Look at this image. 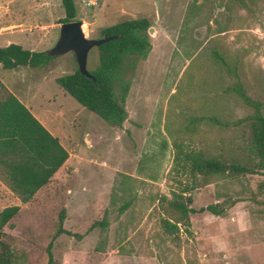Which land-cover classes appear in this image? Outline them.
I'll return each instance as SVG.
<instances>
[{"label":"rangeland","instance_id":"1","mask_svg":"<svg viewBox=\"0 0 264 264\" xmlns=\"http://www.w3.org/2000/svg\"><path fill=\"white\" fill-rule=\"evenodd\" d=\"M73 1L88 38L120 21L149 19L150 50L124 65L129 89L120 124L56 83L77 68L72 52L38 67L0 66L9 89L70 151L27 203L0 166V211L20 206L1 238L14 264H47L48 246L54 264H264V172L203 175L184 159L201 152L254 168L241 120L253 113L251 101L264 114V0ZM63 16L60 0H0V37L47 50ZM97 65L93 47L87 69ZM7 93L2 84L0 98ZM182 191L193 208L220 203L224 213H190L188 225L166 233L168 201ZM62 209L66 232L55 236Z\"/></svg>","mask_w":264,"mask_h":264},{"label":"trees","instance_id":"2","mask_svg":"<svg viewBox=\"0 0 264 264\" xmlns=\"http://www.w3.org/2000/svg\"><path fill=\"white\" fill-rule=\"evenodd\" d=\"M60 2L64 16L58 23L76 20L74 1L60 0ZM149 26V19L143 17L120 21L102 28L100 30L102 35L107 34L117 38L96 47L98 65L93 71L88 70L94 80L82 75L76 68L72 73L56 78V83L83 107L110 123L120 124L126 115L123 104L129 89V83L121 80V74L125 63L133 64L136 59L146 57L150 43L144 32ZM45 51L29 50L19 44L9 43L0 47V66L3 69H14L18 66L38 67L52 58L46 56ZM0 86H2L1 81ZM250 104L254 111L241 122L248 129L249 150L254 168H248L236 161L227 162L218 157L203 156L201 152H188L184 159L192 172L203 175L216 172L235 175L254 169L264 172V114L260 108L261 103L251 101ZM68 156L67 150L59 140L15 95L7 93L0 98V166L4 171L6 185L21 203H27L40 188L46 185ZM176 159H179L178 155ZM182 193L184 194L185 191L177 193L176 197L168 201V209L172 214L166 209L170 217L161 220L162 228L168 234H177L179 223L188 225L190 213L203 211L214 215L224 213V206L220 203L193 208L190 205L191 198L185 199ZM19 209L20 206L16 204L0 211V264H14L13 253L1 238L3 227ZM64 216L65 211L62 209L55 236L66 232L63 228ZM47 253V264H54L49 246Z\"/></svg>","mask_w":264,"mask_h":264},{"label":"water","instance_id":"3","mask_svg":"<svg viewBox=\"0 0 264 264\" xmlns=\"http://www.w3.org/2000/svg\"><path fill=\"white\" fill-rule=\"evenodd\" d=\"M82 24L83 22L81 20L60 23L58 37L55 43L45 51V55L53 57L72 52L78 71L82 75L94 80L87 69L88 52L93 47H98L109 40L116 39L117 36L104 34L99 38H88L84 34Z\"/></svg>","mask_w":264,"mask_h":264},{"label":"crops","instance_id":"4","mask_svg":"<svg viewBox=\"0 0 264 264\" xmlns=\"http://www.w3.org/2000/svg\"><path fill=\"white\" fill-rule=\"evenodd\" d=\"M25 27V29H26V31H31L32 30V28H28L27 29V25H24ZM40 27H44V25H40ZM46 27H47V25H46ZM31 29V30H30ZM12 31H14V30H12ZM12 36V34H10V35H3V36H1L0 37V47H3V46H6V45H8L9 43H14L13 41H14V39L11 37ZM16 44H19V45H21L23 48H27V49H29V50H36V49H33V48H30V45L32 44L31 43V41H30V39H28V40H24L23 41V43H16ZM42 51V50H41ZM19 67H29V66H18V67H16V68H19ZM16 68H14V69H16ZM0 81L2 82V84L3 85H5L6 87H7V90H8V92L9 93H12L13 95H15L30 111H31V108L29 107V103H28V100H26V102L25 101H23V99L21 98V97H19V95H17L16 93H14L11 89H9V87L6 85V83L0 78ZM33 114V113H32ZM41 120V119H40ZM39 120V121H40ZM44 126H45V128L53 135V136H55L58 140H59V142H60V144L67 150V152H68V158L66 159V161L63 163V165L56 171V172H58V171H60L61 169H63V166L64 165H66V163H67V161H68V159L70 158V151L67 149V147H66V145H65V143H64V141H62V140H60L59 139V137L56 135V133H54L53 131H51V130H49L48 128H47V126H46V124H45V122L44 121H40ZM55 172V173H56ZM54 173V174H55ZM53 177V176H52Z\"/></svg>","mask_w":264,"mask_h":264}]
</instances>
